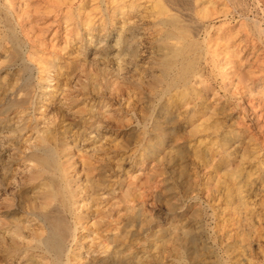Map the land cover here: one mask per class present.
<instances>
[{"label": "rangeland", "instance_id": "rangeland-1", "mask_svg": "<svg viewBox=\"0 0 264 264\" xmlns=\"http://www.w3.org/2000/svg\"><path fill=\"white\" fill-rule=\"evenodd\" d=\"M53 1L30 0L42 14L31 11L24 20L27 0H0V264H264V233L246 243L250 262L242 258L240 236L229 235L218 209L221 194L207 190L205 150L214 135L203 132L200 115L184 107L193 101L180 97L185 88L169 86L175 73L165 71L163 47L178 42L167 39L171 28L164 21L176 14L212 50L230 35L237 39L240 30L246 37L254 23L240 19L235 8H246L250 19L264 25V0H180V6L167 0H72L78 26L73 40L63 22L68 5L59 13L61 0ZM115 3L124 5V15L114 12ZM90 24L98 27L88 30ZM217 81L215 90L203 91L208 104L218 103ZM220 95L227 101V93ZM255 96H236L242 107L231 111L235 105L227 102L219 118L229 121L224 126L240 118L250 160L245 166L253 174L243 195L258 201L264 219V131L252 112H241L244 103L257 102ZM178 149L186 154L184 164ZM66 171L74 177L72 187Z\"/></svg>", "mask_w": 264, "mask_h": 264}, {"label": "bare ground", "instance_id": "bare-ground-1", "mask_svg": "<svg viewBox=\"0 0 264 264\" xmlns=\"http://www.w3.org/2000/svg\"><path fill=\"white\" fill-rule=\"evenodd\" d=\"M24 1V0H23ZM33 1V0H32ZM37 1V0H36ZM55 1V0H54ZM53 1V2H54ZM60 3V0H56ZM95 1V0H94ZM110 1V0H109ZM114 1V0H113ZM141 1V0H140ZM164 1V0H163ZM171 2L172 4L179 5L181 3L180 0H167ZM234 1V0H233ZM30 0H27L26 5L22 6L21 9L22 14L24 16V20H26L25 16L28 19V14H30L31 11H33L36 15H40L41 10L32 7L29 3ZM44 2V1H43ZM47 2V0H46ZM45 2V5H46ZM52 2V3H53ZM115 2V1H114ZM126 2V1H125ZM138 2V1H137ZM192 2V1H190ZM227 2V1H225ZM239 2V1H238ZM37 3V2H36ZM35 3V4H36ZM57 3V2H56ZM84 3V2H83ZM118 3V2H117ZM235 3V2H234ZM50 4V3H49ZM93 4V3H92ZM119 4V3H118ZM116 5L115 7H112L114 9V12L121 13L120 11L124 9L120 5ZM133 4V3H132ZM185 4V3H184ZM240 4V3H239ZM9 6L8 8L15 12V3H7ZM51 5V4H50ZM57 5V4H56ZM54 4V6H56ZM68 5V9L66 8V11L64 13L63 22L64 25L66 24L70 28L67 29L68 36L71 37H78L76 35V23H72V16H74V5L72 3V0H61V4L57 5L58 10L57 12H63L64 6ZM38 6V5H37ZM52 6V5H51ZM124 6V5H123ZM133 6V5H132ZM180 6V5H179ZM188 6V5H186ZM227 6V5H226ZM236 6V5H235ZM48 7V6H47ZM212 7V6H211ZM52 8V7H49ZM54 8V7H53ZM52 8V10H53ZM90 8V7H89ZM175 8V7H174ZM229 8V7H228ZM240 8V7H239ZM17 9V8H16ZM56 9V7H55ZM145 9V8H144ZM158 9V8H157ZM161 11H166V7L162 6ZM205 9V8H204ZM238 17L244 21H253L254 28L251 29V32L248 30L246 32V37L243 35L242 31H238V34L236 35L237 39L234 37L228 36L226 40L219 45V48L212 50L208 45H204V42H201L196 37L195 33H192V31L189 30V25H186L180 20V15H171L167 19H165L166 26H170V30L167 33V39H177V44H168L167 42H164V49H166L167 53L165 56V71L167 73H175L174 80H171L170 87H178L185 88V91H183V94H180V97L188 98V95L190 96V99L193 100L191 102H194L196 100L197 102L194 103V105L189 101L186 103L184 107L188 109V113H192L194 115L199 114V121L205 122V127L203 126V132H207V130H211L210 134L214 135V138L216 140L214 141L213 138V144L212 147L206 148L205 150V175L204 179L209 183L208 191H215L221 194L219 202V208L222 210L221 215L225 216L224 221L229 222L228 227V233L229 235H235L240 238V245L243 250V254H241L242 258L247 259L244 256V251H246L247 244L249 243L251 235H255L256 237L263 238L262 235L264 233V219L260 217V209L258 210V201L251 200L250 197L244 196L243 193L249 188V184L252 183V172L251 168L249 166H245V161L248 160V158L245 155V140H246V132L243 129L244 127L240 126L241 122L239 117H235L230 121L229 125L224 126L225 124H228L229 121H220V116L226 112L227 102L232 103L235 105L231 108L232 110H237L239 107H242L241 103H235L233 100L236 96H239L241 98L257 96L258 100L256 103L249 101L248 103H244V107L241 112H243L244 115H246L247 111H250L253 113V116L256 124V128L264 131V25L261 23L257 18L256 19H250L249 16H247L246 8L243 10H238V8H235ZM19 9H17L18 11ZM175 10V9H174ZM226 10V9H225ZM45 11V10H44ZM127 11V10H126ZM235 11V10H234ZM52 12V11H51ZM146 12V11H145ZM215 12V11H214ZM232 12V11H231ZM46 13V11H45ZM125 12L122 13L124 15ZM42 14V13H41ZM51 14V13H50ZM140 14V13H139ZM163 14V13H162ZM175 14V13H174ZM52 15V14H51ZM117 15V14H116ZM116 15H114L113 18H116ZM119 15V14H118ZM122 15V16H123ZM63 16V15H62ZM214 16V14H213ZM232 17H234V13L231 14ZM35 17V16H34ZM40 17V16H39ZM121 17V16H120ZM212 17V16H211ZM23 18V17H22ZM30 18V17H29ZM225 18H230V15H226ZM35 19V18H34ZM138 19V18H137ZM190 19V18H189ZM193 19V18H192ZM238 19V18H237ZM18 20V19H17ZM83 20V19H82ZM91 22V19H87ZM86 22L88 23L89 21ZM142 20V19H141ZM230 20V19H229ZM31 21V20H30ZM53 21V20H52ZM74 21V20H73ZM115 21V20H114ZM125 21V20H124ZM134 21V20H133ZM138 21V20H137ZM136 21V22H137ZM145 21V20H144ZM75 22V21H74ZM89 22V23H90ZM93 22V21H92ZM119 22V21H117ZM135 22V21H134ZM135 22V23H136ZM139 22V21H138ZM152 22V21H151ZM191 22V21H190ZM240 22V21H239ZM88 23V24H89ZM126 24V22H124ZM143 23V22H142ZM164 23V24H165ZM248 23V22H247ZM246 23V24H247ZM251 23V22H250ZM87 24V25H88ZM93 25V23H91ZM90 24V25H91ZM140 24V23H139ZM138 24V25H139ZM72 25V26H71ZM88 26V30H91L95 27ZM234 25V24H233ZM253 25V24H252ZM39 26V24H38ZM50 26V25H49ZM66 26V27H67ZM76 26V27H75ZM113 26H117L115 23H113ZM127 26V25H126ZM188 26V27H187ZM34 27V26H33ZM43 27V26H42ZM98 27V26H97ZM103 27V26H102ZM218 27V26H217ZM216 27V28H217ZM239 27V26H238ZM243 27V26H242ZM253 27V26H252ZM31 28V27H30ZM49 28V27H48ZM169 28V27H168ZM167 28V29H168ZM195 28V27H194ZM26 29V28H25ZM50 29V28H49ZM123 32H124V25H123ZM240 29V27H239ZM32 30V29H31ZM42 30V29H41ZM143 30V29H142ZM237 31V30H236ZM89 32V31H88ZM197 32V31H196ZM28 34V32H26ZM39 33V31H38ZM91 33V32H90ZM120 33V32H119ZM216 33V32H215ZM223 33V32H222ZM242 33V34H241ZM24 34V33H23ZM88 34V33H86ZM208 34V32H207ZM225 34V33H224ZM235 34V33H234ZM240 34V35H239ZM101 36L105 35V33L100 34ZM119 35V34H118ZM222 35V34H221ZM26 36V35H25ZM90 36V35H89ZM121 36V35H120ZM218 36V35H217ZM225 36V35H224ZM88 37V36H87ZM118 37V36H117ZM131 37V36H130ZM138 37V36H137ZM230 37V38H229ZM33 38V37H32ZM92 38V37H91ZM124 39V37H121L120 39ZM136 38V37H135ZM34 39V38H33ZM123 39L121 41H123ZM140 39V38H139ZM73 40V39H72ZM92 40V39H91ZM94 40V39H93ZM126 40V39H125ZM129 40V39H128ZM35 41V40H34ZM49 41V40H48ZM118 41V40H117ZM205 41V40H204ZM219 41V40H217ZM33 42V41H32ZM64 43V42H62ZM122 43V42H121ZM171 43V42H170ZM143 44V43H142ZM44 45V44H43ZM42 45V46H43ZM122 45V44H121ZM120 45V46H121ZM146 45V44H145ZM37 46V45H36ZM141 46V45H140ZM260 46V47H259ZM82 46H80V49ZM98 47V46H97ZM162 47V48H163ZM71 48V47H70ZM78 49V48H77ZM79 49V50H80ZM85 49V48H84ZM2 50V49H1ZM36 50V49H34ZM38 50V49H37ZM121 50V49H120ZM129 50V49H128ZM135 50V49H133ZM147 50V49H146ZM41 51V50H40ZM76 51V50H74ZM120 52V51H119ZM143 52V51H142ZM148 52V50H147ZM31 53V52H29ZM38 53V52H37ZM77 53V52H76ZM80 53V52H79ZM82 53V52H81ZM80 53V56H81ZM117 53V52H116ZM134 53V52H133ZM43 54H45L43 52ZM71 54V53H70ZM83 54V53H82ZM120 54V53H118ZM135 54V53H134ZM46 55V54H45ZM77 54H75L76 56ZM117 55V54H115ZM37 56V55H36ZM44 56V55H43ZM71 56V55H70ZM75 56H72L73 58ZM79 56V58H80ZM103 56V55H102ZM126 56V55H125ZM135 56V55H134ZM145 56V54H144ZM34 57V56H33ZM46 57V56H45ZM77 57V56H76ZM76 57L74 60H76ZM113 57V56H112ZM118 57V56H116ZM30 58V57H29ZM41 58V57H40ZM43 58V57H42ZM54 58V57H53ZM78 58V57H77ZM78 58V59H79ZM101 58V57H100ZM108 58V57H107ZM123 59V56L121 57ZM120 60L122 61V59ZM130 58V57H129ZM136 58V57H135ZM31 59V58H30ZM46 59V58H45ZM94 59V58H93ZM99 59V58H98ZM110 59V58H109ZM164 59V57H163ZM39 60V59H37ZM35 60V61H37ZM44 60V59H43ZM72 60V58H71ZM73 60V61H74ZM108 60V59H107ZM119 60V59H118ZM117 60V61H118ZM119 60V61H120ZM30 61V60H29ZM77 61V60H76ZM115 61V60H114ZM116 61V62H117ZM38 62V61H37ZM36 62V64H38ZM47 62V61H46ZM51 62V61H50ZM108 62V61H107ZM124 62V61H123ZM133 62V61H132ZM35 63V62H34ZM41 63V62H40ZM99 63V62H98ZM97 63V64H98ZM114 63V62H112ZM127 63V62H125ZM59 64V63H58ZM61 64V63H60ZM110 64V63H109ZM146 64V63H145ZM44 63L42 64L43 67ZM86 65V64H85ZM121 65V64H120ZM136 65V64H135ZM41 66V65H38ZM59 66V65H58ZM124 66V65H123ZM133 66V65H131ZM163 66V65H162ZM56 67V66H54ZM107 67V66H106ZM105 67V68H106ZM128 67V66H127ZM45 68V67H44ZM48 68V66H47ZM46 68V69H47ZM51 68V67H50ZM61 68V67H60ZM57 69V68H56ZM120 67V71H121ZM128 69V68H127ZM44 71V69L41 68V71ZM54 70V69H53ZM163 70V69H162ZM57 71V70H56ZM62 71V70H61ZM64 71V70H63ZM94 71V70H93ZM119 71V72H120ZM125 71V69H124ZM229 71V72H228ZM40 72V71H39ZM47 72V71H46ZM82 71H80L81 73ZM208 72V74H207ZM52 73V72H51ZM121 73V72H120ZM119 73V74H120ZM123 73V72H122ZM126 73V72H125ZM132 73V72H131ZM42 74V73H41ZM45 74V72L43 73ZM59 74V72H58ZM68 74V73H67ZM70 74V73H69ZM112 74V73H111ZM47 75V74H46ZM56 75V74H55ZM61 75V73L59 74ZM123 75V74H122ZM167 76V74H165ZM115 76V75H114ZM120 76V75H119ZM163 76V74H162ZM169 76V75H168ZM172 76V75H171ZM217 80H213L214 77ZM42 77V76H41ZM72 77V76H71ZM75 77V76H74ZM81 77V76H80ZM94 77V76H93ZM46 78V77H45ZM82 78V77H81ZM119 78V77H118ZM128 78V77H127ZM132 78V77H131ZM164 78V77H162ZM166 78V77H165ZM164 78V79H165ZM71 79V78H70ZM74 79V78H73ZM130 79V78H129ZM172 79V78H171ZM196 79V80H195ZM42 80V79H41ZM54 80V79H53ZM77 80V78H76ZM120 80V79H119ZM60 81V80H59ZM217 81L220 83V90L215 92V95L219 96L218 103L216 105L214 104H208L205 97H203V91H210L215 90L213 88V82ZM58 82V81H57ZM69 82H72L69 80ZM95 82V81H94ZM111 82V80H110ZM198 82V83H197ZM7 83V82H6ZM169 83V82H168ZM72 84V83H71ZM80 84V82H79ZM83 84V83H82ZM198 84L201 85L200 88H198ZM77 85V84H76ZM172 85V86H171ZM63 86V85H62ZM72 86V85H71ZM95 86V84H94ZM114 86V85H113ZM127 86V85H126ZM102 88V87H101ZM171 88L169 90H171ZM14 89V88H13ZM48 89V88H47ZM100 89V88H99ZM77 90V89H76ZM112 90V89H111ZM224 91L225 94L227 93V101H222L223 96L220 95V91ZM47 91V90H46ZM53 91V90H52ZM110 91V90H109ZM117 91V89H116ZM182 91V90H181ZM96 92V91H95ZM64 93V92H63ZM68 93V92H67ZM117 93V92H116ZM62 94V93H61ZM104 94V93H103ZM129 94V93H128ZM203 94V95H202ZM99 95V94H98ZM117 95V94H116ZM183 95V96H181ZM31 96V95H30ZM252 96V97H251ZM255 96V97H256ZM88 97V96H87ZM115 97V96H114ZM126 97V96H125ZM203 97V99L201 98ZM207 97V95H206ZM254 98V97H253ZM252 98V99H253ZM77 99V98H76ZM178 99V97H177ZM180 99V98H179ZM210 99V98H209ZM248 99V98H247ZM79 100V99H77ZM97 100V99H96ZM117 100V99H116ZM122 101V100H121ZM178 101H182L178 100ZM177 101V102H178ZM215 101V100H214ZM64 102V101H63ZM72 102V101H71ZM131 102V101H130ZM183 102V101H182ZM200 102V103H199ZM217 102V101H216ZM91 103V101H90ZM181 103V102H180ZM185 103V102H184ZM183 103V104H184ZM102 104V103H101ZM128 105V104H127ZM170 105V104H169ZM174 105V104H173ZM179 105V104H178ZM202 105L203 107H197ZM172 106V105H171ZM182 106V105H181ZM45 107V106H44ZM62 107V106H61ZM126 107V105H125ZM112 108V107H111ZM197 108L199 110H197ZM43 109V108H42ZM82 109V108H81ZM124 109V108H123ZM170 109V107H169ZM179 109V108H178ZM186 109V110H187ZM222 109H225L223 112ZM41 110V109H40ZM55 110V109H53ZM89 110V109H88ZM170 110H173L170 109ZM184 110V108L182 109ZM222 110V111H221ZM230 110V109H228ZM168 111V108H167ZM180 111V110H179ZM178 111V112H179ZM177 112V113H178ZM39 113V112H38ZM173 113V112H172ZM181 113V112H180ZM179 113V114H180ZM186 113V112H185ZM227 113V112H226ZM182 114V113H181ZM184 114V113H183ZM240 114V113H239ZM177 115V114H176ZM187 115V114H185ZM234 115V114H233ZM52 116V115H51ZM101 116V115H100ZM231 116V115H230ZM241 116V115H239ZM79 117V116H78ZM91 117V116H90ZM171 119L169 120L170 123L173 120L172 114H170ZM50 118V117H49ZM106 118V117H105ZM118 118V117H117ZM191 118V117H190ZM244 118V117H243ZM116 119V118H115ZM184 120V119H183ZM106 121V120H105ZM107 122V121H106ZM112 122V121H111ZM165 122V121H164ZM55 123V122H54ZM110 123V122H109ZM169 123V122H168ZM114 124V123H113ZM120 124V123H119ZM224 124V125H221ZM97 125V124H96ZM125 125V124H124ZM123 125V126H124ZM51 126V125H50ZM72 126V125H71ZM118 126V125H117ZM197 126H200V123H197ZM239 126V127H238ZM94 127V125H93ZM116 127V126H115ZM121 127V125H120ZM225 128L223 131H221ZM253 127V126H252ZM99 128V127H98ZM195 128V127H194ZM254 128V127H253ZM83 129V128H82ZM199 129V128H197ZM196 130V129H195ZM198 131V130H197ZM202 131V130H200ZM43 132V131H42ZM75 132V131H74ZM73 132V133H74ZM44 133V132H43ZM96 133V132H95ZM164 133V132H162ZM75 134V133H74ZM84 134V133H83ZM250 134V133H249ZM93 135V134H91ZM74 136V135H73ZM93 137V136H92ZM212 137V136H211ZM77 139V138H76ZM88 141V140H86ZM84 144V143H83ZM161 144V143H160ZM82 145V144H81ZM163 145V144H162ZM172 145V144H171ZM93 146V145H92ZM102 146V145H101ZM171 147V146H170ZM83 149V148H82ZM93 149V148H92ZM171 149V148H170ZM181 149V148H180ZM81 150V149H80ZM88 150V149H87ZM84 151V150H83ZM179 151V149H178ZM183 151V150H182ZM182 151L176 152L179 155L180 160H182V164L185 163V155ZM243 151V152H242ZM87 152V151H84ZM185 152V151H184ZM198 152V151H197ZM83 154V153H82ZM88 154V153H87ZM86 154V155H87ZM197 154V153H196ZM195 154V155H196ZM201 154V153H199ZM84 155V156H86ZM91 155V154H90ZM79 157V156H78ZM83 157V156H82ZM87 157V156H86ZM94 157V156H93ZM198 157V155H197ZM89 159V158H88ZM87 159V160H88ZM84 159L82 158V161ZM86 160V159H85ZM107 160V159H106ZM70 161V160H69ZM111 161V160H110ZM250 160H248L249 162ZM85 162V161H84ZM41 163V162H40ZM47 163V162H46ZM88 163H91L88 162ZM86 163V164H88ZM251 163V162H250ZM85 164V165H86ZM247 164V163H246ZM84 165V163H83ZM91 166V165H90ZM168 166V165H166ZM84 167V166H82ZM184 167V166H183ZM91 168V167H90ZM185 168V167H184ZM182 169V168H181ZM71 170V169H69ZM85 170V169H84ZM87 170V169H86ZM91 170V169H90ZM183 170V169H182ZM187 170V168H186ZM98 171V170H97ZM82 173V172H81ZM137 175V174H136ZM85 177V176H84ZM83 178V177H82ZM92 178V177H91ZM101 178V177H99ZM65 179L67 181L68 187H72V184L74 183V177L71 175L69 171H66L65 173ZM86 179V178H85ZM96 179V178H95ZM92 181V180H91ZM90 181V182H91ZM79 183V182H78ZM94 185L99 184V179L92 181ZM139 183V182H138ZM116 184V183H115ZM93 185V187H94ZM113 185V184H112ZM261 185V184H260ZM87 187V186H86ZM105 187V186H104ZM114 188V187H113ZM112 192V191H111ZM94 193V192H93ZM92 193V194H93ZM212 193V192H211ZM80 194V193H79ZM95 194V193H94ZM99 194H97L98 196ZM103 195V194H102ZM60 196V195H59ZM92 196V195H91ZM96 196V195H95ZM140 196V195H139ZM220 196V195H219ZM102 197V196H101ZM206 197V196H205ZM63 199V198H62ZM98 199V198H96ZM129 199V198H128ZM254 199V198H253ZM106 200V199H105ZM217 200V199H216ZM132 201V200H131ZM147 201V200H146ZM81 202V201H80ZM217 202V201H216ZM261 202V201H260ZM84 203V202H83ZM110 203V202H109ZM137 205V204H136ZM106 206V205H105ZM147 210V209H146ZM141 211V210H140ZM262 211V210H261ZM57 217V216H56ZM62 222V221H61ZM91 222V221H90ZM223 222V221H222ZM52 223V222H51ZM24 224V223H23ZM62 224V223H61ZM64 224V222H63ZM131 225V224H130ZM57 226V225H56ZM59 226V225H58ZM27 227V226H26ZM66 227V225H65ZM62 228V226H61ZM225 228V227H224ZM227 228V227H226ZM38 229V227L36 228ZM65 228L63 227V230ZM44 231V230H43ZM54 231V230H53ZM68 229L65 230L63 236L66 235ZM55 232V231H54ZM43 233V232H41ZM55 234V233H54ZM168 236V235H167ZM53 239V238H52ZM253 239V238H252ZM162 241V240H161ZM157 242V241H156ZM239 242V241H238ZM264 242V241H263ZM51 243V242H50ZM158 243V242H157ZM162 244V243H161ZM120 247V246H119ZM162 247V246H161ZM170 247V246H169ZM236 247V246H235ZM171 248V247H170ZM234 249V248H233ZM167 250V249H166ZM115 252V251H114ZM166 253V251H165ZM248 253V252H247ZM125 254V253H124ZM194 258V257H193ZM212 259V258H211ZM243 259V260H244ZM248 262H250L248 260ZM246 263V262H245ZM244 263V264H245ZM200 264V263H199ZM238 264V263H237ZM251 264V263H250Z\"/></svg>", "mask_w": 264, "mask_h": 264}]
</instances>
